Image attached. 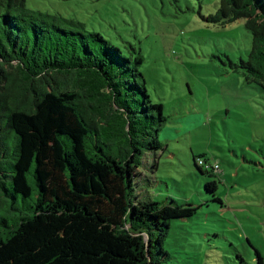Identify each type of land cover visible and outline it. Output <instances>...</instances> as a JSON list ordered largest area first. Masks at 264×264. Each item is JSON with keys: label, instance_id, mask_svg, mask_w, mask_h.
I'll list each match as a JSON object with an SVG mask.
<instances>
[{"label": "trees", "instance_id": "obj_1", "mask_svg": "<svg viewBox=\"0 0 264 264\" xmlns=\"http://www.w3.org/2000/svg\"><path fill=\"white\" fill-rule=\"evenodd\" d=\"M242 19L252 50L229 64L264 96V0H220L205 18L223 27ZM143 60L81 22L0 0V264L166 260L171 221L198 208L139 190L145 156L165 150L168 121L147 91ZM193 160L216 175L206 154Z\"/></svg>", "mask_w": 264, "mask_h": 264}, {"label": "rangeland", "instance_id": "obj_2", "mask_svg": "<svg viewBox=\"0 0 264 264\" xmlns=\"http://www.w3.org/2000/svg\"><path fill=\"white\" fill-rule=\"evenodd\" d=\"M26 4L81 22L124 56L144 59L147 91L168 121L160 133L165 150L145 156L139 190L163 204L174 199L198 208L171 221L162 264H258L257 252L264 259V96L229 64L249 58L246 21L209 24L220 0ZM200 154L218 165L215 176L195 167ZM211 181L218 182L215 192L205 188Z\"/></svg>", "mask_w": 264, "mask_h": 264}, {"label": "built area", "instance_id": "obj_3", "mask_svg": "<svg viewBox=\"0 0 264 264\" xmlns=\"http://www.w3.org/2000/svg\"><path fill=\"white\" fill-rule=\"evenodd\" d=\"M216 169H218V166H215Z\"/></svg>", "mask_w": 264, "mask_h": 264}]
</instances>
